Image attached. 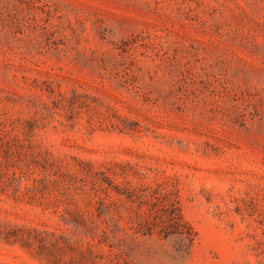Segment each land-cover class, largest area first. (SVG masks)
Segmentation results:
<instances>
[{"label":"rangeland","instance_id":"1","mask_svg":"<svg viewBox=\"0 0 264 264\" xmlns=\"http://www.w3.org/2000/svg\"><path fill=\"white\" fill-rule=\"evenodd\" d=\"M0 264H264V0H0Z\"/></svg>","mask_w":264,"mask_h":264}]
</instances>
